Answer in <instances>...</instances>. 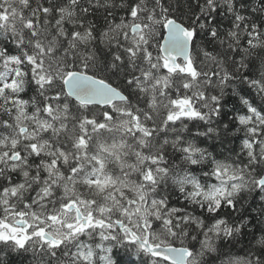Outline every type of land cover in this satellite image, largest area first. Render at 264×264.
<instances>
[{
  "label": "snow or ice",
  "instance_id": "snow-or-ice-1",
  "mask_svg": "<svg viewBox=\"0 0 264 264\" xmlns=\"http://www.w3.org/2000/svg\"><path fill=\"white\" fill-rule=\"evenodd\" d=\"M234 28L245 29L235 49L240 56L264 38V0H0V253L6 252V264H87L96 256L103 264L113 258L115 264H188L195 244L175 247L157 231L175 237L182 224L187 228V202L174 206L161 197L149 208L141 195L140 208L137 200L124 201L131 195L132 167L126 137L140 145L155 137L160 144L182 118H193L197 127L200 113L183 96L172 100L178 110L168 112L162 125L153 124L147 94L154 100L161 89L171 91L165 74L195 77L190 53L197 40L215 47L218 37L239 35ZM241 92L251 96L243 86ZM233 127L229 121L227 131ZM147 159L149 167L136 178L155 184L153 169L167 174L179 155L161 151ZM254 184L251 202L236 219H249L255 227L243 225V235L256 239L257 230L264 234V175L257 172ZM224 193L215 187L206 193L214 206H201L200 215L215 220L218 235L224 223L218 217L231 218L242 203L223 202ZM112 204L121 205L115 216ZM116 233L126 246L123 254L113 247ZM233 238L232 228L224 227L219 254L204 264L226 257L223 249L240 243ZM259 255L264 259V247ZM230 259L242 264L239 256Z\"/></svg>",
  "mask_w": 264,
  "mask_h": 264
},
{
  "label": "clouds",
  "instance_id": "clouds-1",
  "mask_svg": "<svg viewBox=\"0 0 264 264\" xmlns=\"http://www.w3.org/2000/svg\"><path fill=\"white\" fill-rule=\"evenodd\" d=\"M219 3L233 4L234 0H219ZM243 7L245 6H241V11ZM253 10L259 14V9ZM245 18L249 21L252 19L251 16ZM228 31L224 28L225 33ZM232 32L239 35L218 37L214 41L215 47L207 45L203 39L197 40L195 48L190 53L196 70L195 77L180 72L165 74L171 91L161 89L156 93L154 100L151 91L147 94L153 124L162 125L168 112L178 110L172 105V100H179L183 96L185 99H190L192 108L200 113V116L195 118L197 127L192 126L193 118H187V123L184 122L185 118H182L175 122L173 127L166 129L169 137L166 143L162 141L160 144L155 143V137L145 140L143 145H140L138 140L126 137L128 141L126 155L131 158L129 163L132 167L129 169L131 179L127 181L131 195L125 196L124 201L137 200V206L140 208H143V204L139 203L141 195L149 202V208L153 207L152 200L158 202L161 197L164 198L165 204L172 203L174 206L176 202L180 204L187 202L185 211L190 218L187 228L182 224V231L175 237L157 231L160 238L166 239L175 247L186 248L195 244V251L188 264H204L210 255L219 254L218 246L223 237L224 227L232 228L233 243L236 240L240 243H236L235 248L231 245L224 248L223 252L227 255L218 259L216 264H232L230 258L236 256L242 258V264H264V259L259 255V250L264 247V243H260L264 234L257 230L256 239H253L251 234L243 235V225L247 224L250 228H254L255 225L247 218L242 221L236 219L252 200L256 190L254 181L257 172L264 175V112L260 111V108L264 107V38L255 40V46L251 49L245 47L241 55L236 56L235 49L241 47L237 41L243 38L245 29L234 28ZM261 37H264V29H261ZM114 83L120 84L119 80H114ZM242 86L250 90L251 96L242 94ZM173 93L176 95L173 96ZM253 97L255 104H252ZM132 104L135 107V99ZM148 107L149 105H145V108ZM250 107L255 111L247 112ZM185 111H188L187 107ZM223 112L229 113L227 120L222 117ZM241 116H244L246 123H240ZM229 121L235 125L230 132L227 131ZM249 128L253 131L250 132ZM245 141L248 142L247 145ZM161 151H167L172 155L178 154L179 159L169 165L167 174L157 173L153 169L155 184L147 183L142 179L137 180L136 177L142 176L149 167L147 158L157 156ZM193 168L199 171L193 172ZM204 168H207L206 174ZM217 168L221 171L219 179L216 177ZM215 187L225 190L223 202L226 203L229 198L233 201H242L237 205L231 218L227 215L218 217L224 222L219 235L213 228L215 220L211 222L206 220L204 217L209 215L207 212L200 215L202 205L211 203L214 206V202L206 198V193L215 190ZM158 192L159 196L156 195ZM229 193H231L230 197ZM220 198L218 195L217 199ZM111 207L113 216L121 209L120 204H112ZM132 222L135 225L137 217H133ZM259 227L264 228V218H261ZM184 232L191 235L185 236ZM116 236L113 247L120 248L123 254L126 246L120 239V233H116ZM205 240L210 242L211 249L207 245L202 246L201 242ZM7 259L6 252L0 253V261L6 264ZM87 264H103V262L96 256L89 259ZM112 264H115V258Z\"/></svg>",
  "mask_w": 264,
  "mask_h": 264
},
{
  "label": "trees",
  "instance_id": "trees-1",
  "mask_svg": "<svg viewBox=\"0 0 264 264\" xmlns=\"http://www.w3.org/2000/svg\"><path fill=\"white\" fill-rule=\"evenodd\" d=\"M253 215H255V214L253 213Z\"/></svg>",
  "mask_w": 264,
  "mask_h": 264
}]
</instances>
